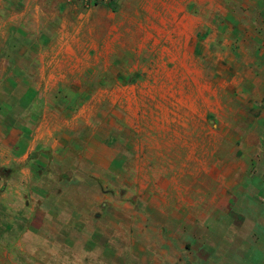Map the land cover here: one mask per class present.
Wrapping results in <instances>:
<instances>
[{"label": "rangeland", "instance_id": "rangeland-1", "mask_svg": "<svg viewBox=\"0 0 264 264\" xmlns=\"http://www.w3.org/2000/svg\"><path fill=\"white\" fill-rule=\"evenodd\" d=\"M97 5L0 0V264H264V0Z\"/></svg>", "mask_w": 264, "mask_h": 264}, {"label": "crops", "instance_id": "crops-1", "mask_svg": "<svg viewBox=\"0 0 264 264\" xmlns=\"http://www.w3.org/2000/svg\"><path fill=\"white\" fill-rule=\"evenodd\" d=\"M9 4L10 7H24L26 11L32 8L35 9V12L38 14L41 11L42 20L49 18L47 12L43 11L44 7L54 6L58 8L59 17L61 22L68 23L75 28L76 24L80 23L82 19L86 23L91 22L93 28H95L96 34H105L110 30L108 26L109 21L113 15L109 11H105L101 8V6L97 4H92L90 2H83L81 0H4ZM42 8V9H41ZM32 16L36 15L31 12ZM27 20V18H26ZM114 28V27H112ZM72 32H65V34H71ZM23 137L19 140L20 142L24 137H27L29 133H27L24 129L20 130ZM19 142V143H20ZM23 143V141H22ZM34 147V145H33ZM31 147V148H33Z\"/></svg>", "mask_w": 264, "mask_h": 264}, {"label": "built area", "instance_id": "built-area-1", "mask_svg": "<svg viewBox=\"0 0 264 264\" xmlns=\"http://www.w3.org/2000/svg\"><path fill=\"white\" fill-rule=\"evenodd\" d=\"M90 3H93V4H97L99 2H105V1H108V0H88Z\"/></svg>", "mask_w": 264, "mask_h": 264}]
</instances>
